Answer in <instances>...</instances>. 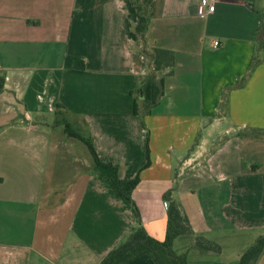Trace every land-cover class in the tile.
I'll use <instances>...</instances> for the list:
<instances>
[{
    "label": "crops",
    "instance_id": "1",
    "mask_svg": "<svg viewBox=\"0 0 264 264\" xmlns=\"http://www.w3.org/2000/svg\"><path fill=\"white\" fill-rule=\"evenodd\" d=\"M203 1L153 0L141 41L131 0H0V264H101L136 209L164 242L169 191L194 232L173 245L187 264H240L264 237V0H209L201 17ZM150 74L162 96L145 114ZM58 108L121 180L140 178L135 207Z\"/></svg>",
    "mask_w": 264,
    "mask_h": 264
},
{
    "label": "trees",
    "instance_id": "2",
    "mask_svg": "<svg viewBox=\"0 0 264 264\" xmlns=\"http://www.w3.org/2000/svg\"><path fill=\"white\" fill-rule=\"evenodd\" d=\"M152 1L153 0H131L139 18L135 33L141 41L145 39V34L152 17ZM4 87L5 76L0 74V93L4 91ZM139 95L143 97L144 113L151 114L152 108L158 104L162 96L161 80H158L153 74L148 75L140 85ZM58 109L61 110V108ZM58 114L59 113H57V116ZM55 124L63 125L70 137L79 139L87 145L96 166L109 169L113 173V177L105 178L110 182L111 191L117 197L135 207L132 194L138 187L140 178L137 177L134 180H121L118 177L116 168L100 161L91 139L85 138L78 133L66 117L58 119ZM172 192L173 191H169L165 195V201L168 206L166 240L160 242L150 236L143 227L140 215L136 209L139 218L138 226L131 230L129 235L109 253L101 264H132L136 260L147 256L153 259L155 264H187V255L176 253L173 245L177 238L192 236L194 232L188 217L184 214L180 205L172 199ZM196 247L204 251H221L218 245H213L202 238L196 240ZM263 254L264 237H260L255 244L243 254L240 264H257Z\"/></svg>",
    "mask_w": 264,
    "mask_h": 264
},
{
    "label": "built area",
    "instance_id": "3",
    "mask_svg": "<svg viewBox=\"0 0 264 264\" xmlns=\"http://www.w3.org/2000/svg\"><path fill=\"white\" fill-rule=\"evenodd\" d=\"M215 10L214 2H210L209 0H204L203 5L200 7L198 15L201 17L207 16L210 13H213ZM219 42H215L214 45L216 47L219 46Z\"/></svg>",
    "mask_w": 264,
    "mask_h": 264
},
{
    "label": "rangeland",
    "instance_id": "4",
    "mask_svg": "<svg viewBox=\"0 0 264 264\" xmlns=\"http://www.w3.org/2000/svg\"><path fill=\"white\" fill-rule=\"evenodd\" d=\"M57 113H59L58 114V116H59L58 118L59 119L62 118V117H65V113H63L60 109L57 111ZM239 237H241V239H240V245L245 244L247 242L246 239L242 238L243 237L242 234Z\"/></svg>",
    "mask_w": 264,
    "mask_h": 264
}]
</instances>
